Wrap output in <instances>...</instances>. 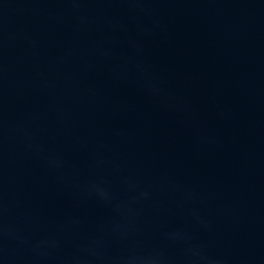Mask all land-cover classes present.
I'll return each mask as SVG.
<instances>
[{
  "label": "water",
  "instance_id": "1",
  "mask_svg": "<svg viewBox=\"0 0 264 264\" xmlns=\"http://www.w3.org/2000/svg\"><path fill=\"white\" fill-rule=\"evenodd\" d=\"M0 264H264V0H0Z\"/></svg>",
  "mask_w": 264,
  "mask_h": 264
}]
</instances>
